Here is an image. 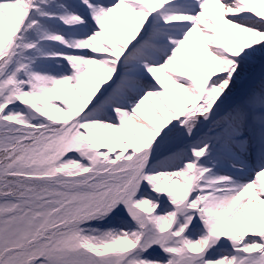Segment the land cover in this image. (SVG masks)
Listing matches in <instances>:
<instances>
[{
	"label": "snow or ice",
	"instance_id": "6c2138e0",
	"mask_svg": "<svg viewBox=\"0 0 264 264\" xmlns=\"http://www.w3.org/2000/svg\"><path fill=\"white\" fill-rule=\"evenodd\" d=\"M264 0H0V264H264Z\"/></svg>",
	"mask_w": 264,
	"mask_h": 264
},
{
	"label": "rangeland",
	"instance_id": "374dc122",
	"mask_svg": "<svg viewBox=\"0 0 264 264\" xmlns=\"http://www.w3.org/2000/svg\"><path fill=\"white\" fill-rule=\"evenodd\" d=\"M262 63L256 62L253 64H248L244 67V69L241 72L240 77L237 81L236 91L239 92L246 88L250 83L257 80L261 74H264V70H260L257 75H255V71H257V68L261 66ZM256 77V78H255Z\"/></svg>",
	"mask_w": 264,
	"mask_h": 264
},
{
	"label": "bare ground",
	"instance_id": "6f19581e",
	"mask_svg": "<svg viewBox=\"0 0 264 264\" xmlns=\"http://www.w3.org/2000/svg\"><path fill=\"white\" fill-rule=\"evenodd\" d=\"M264 70V64H261V66H259L258 68H257V71H255V75H257L258 74V72L260 71V70ZM256 78V77H255Z\"/></svg>",
	"mask_w": 264,
	"mask_h": 264
}]
</instances>
